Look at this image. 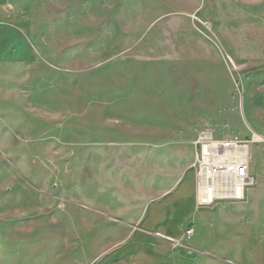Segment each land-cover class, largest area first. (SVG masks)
Segmentation results:
<instances>
[{
	"label": "rangeland",
	"instance_id": "374dc122",
	"mask_svg": "<svg viewBox=\"0 0 264 264\" xmlns=\"http://www.w3.org/2000/svg\"><path fill=\"white\" fill-rule=\"evenodd\" d=\"M202 130L264 136V0H0V264H264V143L198 209Z\"/></svg>",
	"mask_w": 264,
	"mask_h": 264
},
{
	"label": "built area",
	"instance_id": "2783aa9c",
	"mask_svg": "<svg viewBox=\"0 0 264 264\" xmlns=\"http://www.w3.org/2000/svg\"><path fill=\"white\" fill-rule=\"evenodd\" d=\"M256 137L246 139L234 133L216 136L209 130L197 134L192 166L199 207L244 200L247 187L254 183L250 148L254 142L264 143V136ZM185 233L191 236L194 228H186Z\"/></svg>",
	"mask_w": 264,
	"mask_h": 264
},
{
	"label": "crops",
	"instance_id": "0c3cea01",
	"mask_svg": "<svg viewBox=\"0 0 264 264\" xmlns=\"http://www.w3.org/2000/svg\"><path fill=\"white\" fill-rule=\"evenodd\" d=\"M253 177H254V183H252L251 186L256 188L255 182L257 180V176L254 175ZM245 201H247L246 196H245L244 200H242L240 202H245ZM213 205H215V204H213ZM213 205H211V209H213V207H214ZM196 206H197L198 209L201 208L198 205H196ZM195 218H196V216H194V219ZM206 218H208V220ZM212 218H213V216L210 215V217H205L204 219L203 218H200L199 219L200 225L202 224L201 227H203V228H206L207 227L206 228L207 236H208V233H209V236L211 237V235H213L214 233H218L221 229H225L226 227L230 229V227H231L230 232H232V233L230 234V236L235 239L237 236H240L241 233H242V230H244L242 228V226H243L244 223H241V225L239 224L237 226L236 225H234V226L232 225L231 226L229 222H226V221H219L218 222L217 221L218 223L215 226V224L214 225L212 224V222H213L212 221ZM251 223H252V221H251ZM215 228H216V230H213ZM209 230H210V232H209ZM132 234L134 235V232ZM218 236H221L220 233H218ZM162 237L164 238V239L162 238L164 241L170 243L173 246V249L171 251H174V250H176V249L179 248V240H178V238H176L174 236H171V235H168V234L167 235H164V236L162 235ZM182 237L184 238V236H182ZM191 238H192V236L187 237V240H190ZM136 242H138V244H140V243H142V239L140 237H138V240ZM187 247H188L186 249L187 256H190L192 253L195 252V249L196 248L193 247V246H187ZM162 250L163 251H166L168 253L169 252V247L163 248ZM236 253H237V255L240 258H242L241 251L240 252L239 251H236ZM130 254H132V252H130ZM250 254H251L250 261L253 262L254 261V251H253V249H250ZM139 255L141 256V259L140 258H136L135 255L134 256L127 257V261H126L125 264H143L141 261L144 258H146V257H145L144 254H139ZM203 255H204V256H202L203 258H200L199 260H197V258H191V259H189V262L191 261L189 264H221V261L220 260H214L213 259L214 257L212 255H210L208 253H203ZM175 256L178 257L179 255L176 254ZM178 259L181 260L182 259L181 256H179ZM224 263H226V262H224ZM226 264H228V263H226Z\"/></svg>",
	"mask_w": 264,
	"mask_h": 264
},
{
	"label": "bare ground",
	"instance_id": "6f19581e",
	"mask_svg": "<svg viewBox=\"0 0 264 264\" xmlns=\"http://www.w3.org/2000/svg\"><path fill=\"white\" fill-rule=\"evenodd\" d=\"M256 138H258V137H256ZM256 138H255V139H256ZM255 139H254V140H255ZM254 143H255V142H254ZM252 176H253V173H252ZM184 177H185V176H184ZM191 177H192V176H191ZM253 178H254V177H253ZM183 179H184V178H183ZM185 183H186V182H185ZM254 189H255V187H254ZM179 198H180V197H179ZM186 206H187V205H186ZM190 206H191V205H190ZM166 208H167V207H166ZM189 208H190V207H189ZM184 209H186V208H184ZM184 209H183V210H184ZM187 209H188V208H187ZM183 210H182V211H183ZM188 211H189V210H188ZM184 212H185V210H184ZM185 213L187 214V212H185ZM174 214H175V213H174ZM175 215H176V214H175ZM171 216H172V215H171ZM184 216H185V214H184ZM184 216H183V217H184ZM186 216H187V215H186ZM175 217H176V216H175ZM177 217H178V216H177ZM180 217H181V216H180ZM173 218H174V217H173ZM181 218H182V217H181ZM175 219H176V218H175ZM161 220H162V219H161ZM163 220H164V219H163ZM170 220H171V219H170ZM173 220H174V219H173ZM178 220H179V219H178ZM173 222H174V221H172V224H173ZM175 222H176V221H175ZM177 222H179V221H177ZM169 224L172 225L171 222H169ZM173 225H175V224H173ZM175 226H176V225H175ZM163 227H164V226H163ZM171 227H173V226H171ZM176 228H177V227H176ZM172 229H173V228H172ZM177 229H178V228H177ZM181 229H182V227H181ZM175 230H176V229H175ZM175 234H176V233H175ZM179 234H180V232H179ZM197 234H198V233H197Z\"/></svg>",
	"mask_w": 264,
	"mask_h": 264
}]
</instances>
